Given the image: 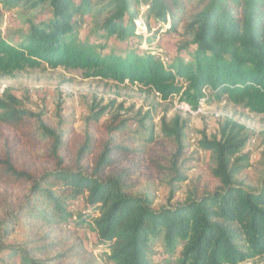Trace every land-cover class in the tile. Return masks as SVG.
I'll use <instances>...</instances> for the list:
<instances>
[{
  "label": "trees",
  "instance_id": "obj_1",
  "mask_svg": "<svg viewBox=\"0 0 264 264\" xmlns=\"http://www.w3.org/2000/svg\"><path fill=\"white\" fill-rule=\"evenodd\" d=\"M45 4L48 19L29 21L20 44L0 36L1 76L42 66L81 71L87 79L128 83L163 101L179 97L193 110L209 94L264 114V0H0L4 9L34 10ZM82 17L93 21L104 40L138 42L142 35L135 22L143 18L148 30L151 22L167 26L166 33L184 42L166 61L150 50L104 54L100 43L80 40L77 18ZM122 111L114 101L104 107L93 102L79 140L72 129L45 127L21 109L16 97L5 93L0 98V127L12 135L0 139V209L5 213L0 224L24 222L31 239L25 247H7V258L46 264L40 258L62 243H46L49 234L68 228L72 220L95 236L100 257L110 264H152V244L160 238L167 255L180 249L173 264H245L263 256L264 176L259 190L251 191L234 184L237 168H230L245 144L242 128L227 123L219 140L204 137L198 143L215 160L219 188L154 210L148 198L129 192L131 172L123 166L137 151L124 145L122 137L131 130ZM135 117L153 141L150 113ZM160 130L176 146L172 160L178 162L185 123L178 117L169 123L162 119ZM38 133L50 140V149L47 164L32 171L25 167L21 142L34 144ZM236 160L246 162L247 157ZM173 180L179 184L185 178L175 175ZM78 203L73 214L70 206ZM8 228L3 236L9 235ZM41 230L45 234L40 236ZM62 258L64 253L53 261Z\"/></svg>",
  "mask_w": 264,
  "mask_h": 264
},
{
  "label": "rangeland",
  "instance_id": "obj_2",
  "mask_svg": "<svg viewBox=\"0 0 264 264\" xmlns=\"http://www.w3.org/2000/svg\"><path fill=\"white\" fill-rule=\"evenodd\" d=\"M48 13L47 4L34 10L29 7L4 9L0 5L1 38L13 45L20 44L21 39L28 33V22L46 21ZM77 21L80 40L92 44L100 43L105 47L104 54L112 51L121 53L126 50H150L159 53L166 61L177 55V47L184 42L177 34L166 33L167 26L151 22L148 30L143 18L135 22L142 38L138 42L134 40L130 43L100 39L93 21L88 17L77 18ZM5 93L16 97L21 109L37 116L38 121L45 127L53 131L72 129L75 139L79 140L85 135V121L93 102L103 107L111 101L122 105L123 111L120 115L131 130L122 137L127 140L124 145L137 151L123 166L129 167L131 172L128 179L129 192L133 196L148 198L154 210L182 204L186 200H197L201 195L219 188L220 184L213 175L215 160L210 152L201 150L198 143L204 137L207 140H219L220 129L227 123L231 124L230 128L232 125L242 128L241 134L245 139L241 153L230 162L231 169L237 168L233 174L234 184L251 191H258L261 186L264 176V114H253L241 104L234 105L225 99L216 100L208 94L200 112L183 113L177 109L179 97L163 101L155 93L128 83L120 85L99 79H87L81 71L50 69L45 66L26 68L11 76L0 75V98ZM137 112L141 113V117L147 112L150 113L154 126L153 141L147 139V130L137 125ZM173 117H178L185 123L180 157L176 163L172 160L177 152L176 146L165 139L160 130L161 120L165 119L169 123ZM107 119L104 117L102 123ZM98 136L99 132L96 133V138ZM4 137L12 135L0 127V139ZM36 137L34 144L24 140L21 142L26 156L25 167L32 171L47 164L45 157L50 149V140L45 135L38 133ZM241 157H247V161L236 160ZM175 175L184 177V182L176 184L173 180ZM80 206L81 203L71 204L73 214H76ZM4 215V210L0 209V220L4 219ZM69 225L68 228L49 234L46 243H62L56 252L40 258L43 262L82 264L91 261L96 264H110L100 257L103 251L98 248L95 236L79 228L74 220ZM6 227H9V235L3 236ZM39 233L41 236L45 231L41 230ZM30 240L24 222H14L11 226L0 224V264H18V259L7 258L6 248L25 247ZM152 245V264L175 263L180 249L172 257L164 252L161 238ZM61 253H64V258L53 261ZM245 264H264V255Z\"/></svg>",
  "mask_w": 264,
  "mask_h": 264
},
{
  "label": "built area",
  "instance_id": "obj_3",
  "mask_svg": "<svg viewBox=\"0 0 264 264\" xmlns=\"http://www.w3.org/2000/svg\"><path fill=\"white\" fill-rule=\"evenodd\" d=\"M204 100H200L199 105L196 110H193L189 105L183 102H178L177 109L183 113L192 114L193 112H200L203 108Z\"/></svg>",
  "mask_w": 264,
  "mask_h": 264
}]
</instances>
